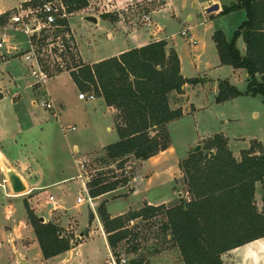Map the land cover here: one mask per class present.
Masks as SVG:
<instances>
[{
	"label": "rangeland",
	"instance_id": "374dc122",
	"mask_svg": "<svg viewBox=\"0 0 264 264\" xmlns=\"http://www.w3.org/2000/svg\"><path fill=\"white\" fill-rule=\"evenodd\" d=\"M20 1L0 0V10L12 8ZM218 1L224 7L235 2V0ZM55 3L59 5L58 2ZM100 12L103 13L96 7L95 10L87 13H94L99 16ZM142 15L149 16V27L142 24ZM81 16H71L70 21L74 27L69 26L67 30L71 36L75 33L80 41L84 39L85 32L84 35L80 34V28L74 20H79L82 18ZM107 17L108 21L112 23L120 22L121 26L135 28L134 32L138 34L158 31L159 35L169 43V47H167V43L164 41L167 51L174 50L178 55L181 75L187 79L203 80L196 85L187 84L182 95L174 93L170 95L171 107L181 108L183 111V116L180 119L171 121L166 126L170 136V146H173L174 151L165 150L156 158L145 161L141 173L143 177L140 181H135L136 165L134 161L129 160L125 164L123 173L129 178L130 184L95 199L92 207L89 202L90 197L84 190L82 182L77 178L74 160H85V167L81 169V173L83 176L88 175L90 180L94 179L100 172H105L107 168L101 160L103 158L102 149L118 140L115 127L110 114H100L99 110H95L96 107L91 105V103H95L94 101L88 98L85 102L78 101V95L82 91L76 88L69 75L63 74L59 78L49 81L45 86L50 91L51 99L55 100L51 103L52 107L45 110L50 116L47 125L48 130L45 132L47 138L45 135L42 138H35L34 129L28 126L29 120L25 118L26 111L29 110L28 101H26L25 106L16 108L20 111L17 118L21 117L22 124L18 123L21 130H16L15 123H13V127L19 133V141L37 140L42 143L40 150L32 149V146H29L28 158L30 162L34 158L39 165L41 163L44 181L47 180L54 184L60 181L57 179L61 177L68 180L54 184L46 194L40 195L41 191L37 190L33 195L26 198L24 195L21 196L22 194L15 197L7 196L8 187L5 186L4 189L0 187V264L18 263L13 245L18 247L29 264H110L112 260H115L109 254L96 213L101 204H104L106 212L111 216L124 210L126 212L138 210L147 202L156 203L162 199H172L177 193L183 195L187 191V186L180 170V163L187 159L192 152L189 150V154L182 157L185 145H194L191 147L193 149L196 145L195 140L210 136L198 144L201 146L199 151H209L212 152L209 153L212 155L215 152L212 143L216 133L222 132L228 137L229 149L235 154L248 149L251 142L256 140L262 144L264 155V104L262 98L245 95L248 83L246 71L222 65L212 40L213 34L220 31L226 40L230 41L233 33L246 19L244 10L206 14L202 8V0H144L110 13ZM11 25H9L11 29L9 32L2 31L13 33L14 37L22 42V48H24L26 38L23 37L22 33H16ZM181 32H186L187 37L181 36ZM50 33V29H44L42 36H47ZM50 38L51 36L46 42L47 46L43 45V50L39 54L40 67L47 79L61 72H69L83 64L78 52L62 55L55 51ZM0 39L2 40V38ZM192 41L195 43L192 44ZM84 43L88 46L89 39L88 44L87 41ZM236 47L240 52H243L242 38L237 39ZM22 50L18 51L21 52ZM86 51L87 53H84L82 59L87 62L99 57L98 54H95L94 47ZM25 66L22 57L20 55L15 56L10 62H7L2 72L26 73L20 79L21 84H23L29 79V73ZM219 81H227L242 95L222 104L216 103L211 97L214 94L217 95L218 88L216 86L218 87ZM43 88L39 86V89ZM41 92L40 90L35 95H43ZM21 94L28 99L31 92L23 91ZM42 100L48 101L49 98L43 96ZM58 101L62 103V108L57 103ZM107 127H110L109 131ZM72 128H74L73 131ZM28 129L29 132H27ZM73 146H77L76 152L72 150ZM252 146L258 147V144L254 142ZM14 156L21 158V154H14ZM36 160L31 164L33 168L37 164ZM20 168L27 170L23 166ZM120 174V171L115 173L118 178ZM263 193V188H261L260 194ZM48 194L56 199L57 204L66 211V216L69 219L66 220L64 215H59L58 212V216L56 214V218H54L57 221L56 224L66 233L72 234L77 240H79L78 233L86 234L88 232V234L83 242L70 251L51 259H44L33 229L28 222L24 202L27 204L29 202L30 208L31 206L35 207L39 217L52 220L53 206L47 203L49 202L47 200ZM80 197L82 202L78 203L77 199ZM90 214L94 215L95 218L90 219ZM163 218V215H158L147 221L136 220L132 222L129 226L137 234L136 242L139 246V252L134 255L127 254L125 253L127 247L121 245L119 249L121 251L120 259H124L126 262H129V258L132 256L146 259L152 251L157 252L168 247L169 242L161 232ZM21 241L27 242L25 249L20 245ZM150 264L156 263L151 262Z\"/></svg>",
	"mask_w": 264,
	"mask_h": 264
},
{
	"label": "trees",
	"instance_id": "16d2710c",
	"mask_svg": "<svg viewBox=\"0 0 264 264\" xmlns=\"http://www.w3.org/2000/svg\"><path fill=\"white\" fill-rule=\"evenodd\" d=\"M52 0H33L36 6ZM31 2L26 5L32 4ZM66 14L85 9L87 0H60ZM244 10L246 19L227 41L218 31L212 36L222 65L246 71L248 83L245 95L261 97L264 104V0H235L222 8V13ZM10 12L0 15V25L10 20ZM102 20L108 19L106 14ZM57 25L69 29L67 18ZM242 38L245 52L241 54L236 41ZM77 88L86 94L93 91L115 110L114 127L118 140L102 150L105 172L86 184L90 198H97L129 183L123 171L132 160L146 161L170 147L167 124L183 116L181 108H171L170 95L183 94L186 84L203 80L186 79L180 72V60L174 50L166 49L164 41L134 48L92 65L80 64L69 71ZM216 103L234 99L242 93L227 81L218 82ZM2 97L0 96V99ZM212 146L215 152H191L180 163L189 200L178 204L145 205L135 211L111 217L101 204L96 213L116 264H120V246L125 253L136 254L137 234L130 228L136 220L147 221L163 215L162 235L179 251L183 264H223L228 251L264 238V198L258 210L255 185L264 180V156L254 155L252 145L240 152L237 160L227 147L226 139L216 134ZM120 171L121 174L115 175ZM27 219L33 229L42 257L50 259L68 252L80 244L72 234L58 224L40 222L39 217L24 202ZM93 215L90 214V219ZM169 238V239H168ZM155 250L152 254H155ZM135 258L126 264H144Z\"/></svg>",
	"mask_w": 264,
	"mask_h": 264
},
{
	"label": "crops",
	"instance_id": "0c3cea01",
	"mask_svg": "<svg viewBox=\"0 0 264 264\" xmlns=\"http://www.w3.org/2000/svg\"><path fill=\"white\" fill-rule=\"evenodd\" d=\"M31 1H33V0H21L18 4H16V6H14L12 8L0 10V15L5 14L6 12H10L11 16H13L17 13L18 14H24L25 12H27V9L29 10V9L37 8L38 6L35 7L34 3ZM57 1H58L59 5L62 4L60 2V0H57ZM142 1H144V0H87L88 5L85 9L67 15V21H68V24L70 27H74V24H73V26L71 24L70 17L73 15H82L81 16L82 18H80L79 20H74V22L76 25L79 26V28H80L79 30H80L81 35H84V32H85V37L83 40L80 41L77 39L75 33H73V35H74V37H76L75 40H76V44H77L78 54L80 55V58H81L82 63L84 65L85 64L86 65H92V64L97 63L99 61H102L104 59H107V58H110L113 56H117V55H119L123 52H126L128 50H131L134 48H140V47L146 46L152 42H157V41H161V40L165 41L167 43V47H169V43L159 35L158 31H154V33L149 32V34H145L143 32L138 34V33L134 32L135 28H132V27L127 28L124 25L121 26L120 22H113L112 23L111 21H108V19H106V20L100 19L101 14L102 15L103 14L110 15V13H113V12L120 10V9H123L125 7H129V6L138 4ZM29 2H31L32 4L26 5ZM212 4H218L219 5V10L216 12L222 11V8L224 7V6H222V3L219 2L218 0H202L203 10L205 11V9L208 8ZM96 7H98L99 10H102L103 13L100 12L99 16L94 14V13H87L89 11L95 10ZM86 16H95L97 18V24H91L90 22H87L84 19ZM9 22H10V20H8V22L5 25H0V38H2V40H3V47L0 49V69H1V71H0V94L2 97L0 99V183H2V180H7V174L6 173L9 170H13L14 172H16L19 175V177L21 178L22 182L24 183V185L26 187V193L21 195V196L24 195V197L26 198L27 196L30 197L31 195H33L35 193V191H37V190L41 191L40 195H43L44 193L46 194L48 189L52 188V186L54 184L66 182L68 179L67 178L62 179V177H61V178L57 179L60 181H57L54 184H51L47 180L46 181L43 180L44 175L42 172L43 169H42L41 163L39 165L37 160L34 158L31 160L32 162H30V160L28 158V154L30 153V147L29 146L31 145L32 149L35 148L36 150H40L42 148V143H40L37 140L28 141V142H25L24 140L22 142L19 141L20 136L16 130H18V129L21 130V126L18 125V123H21V117L17 118V114L20 111L16 110V108H19V106H22V105L25 106L26 101H28L29 102V107H28L29 110L26 111L27 115L25 116V118H27L29 120V123H27L28 126H30L34 129L33 133L36 135L35 138H38V137L42 138L44 135L47 138V135L45 132L48 130L47 125H48V121L50 120V116H49V114H47L45 112L46 108L42 105V103L43 102L52 103L53 100H55V99H51L50 91L45 85L49 81L57 79L63 74L69 75V72H67V71L61 72V73H58L57 75H55L54 77L47 79L46 84L42 86V88L43 87L44 88L39 89V85H35V81L31 77V74H30L31 66L25 60V57H24V55L30 50V47H31L29 39L21 31L14 30V28H12L16 33H22L24 35V36L23 35L22 36L24 38H26V46H24V48H22L23 47L22 42L17 40L14 37L13 33L11 34V33L3 32L2 30H6L8 32L11 30L9 28V25H11L12 23L11 22L9 23ZM149 26H150V24L147 27H149ZM11 27H13V25H11ZM72 29H74V28H72ZM97 34H100V35L98 36ZM95 35H96V37H95ZM88 39H89L90 43L88 46H86V43H84V42L87 41V44H88ZM127 40H129V41H127ZM92 47H94L95 54H98L99 57H97L96 59H94L92 61L87 62L84 59H82V56H84V53L85 54L87 53L86 50H89ZM20 49H23L21 51L22 53L20 51H18ZM83 50H84V52H83ZM244 52H245V45H244L243 52H240V53L244 54ZM19 55L22 57L23 61L25 62V64H26L25 67L27 68V71L29 73L28 74L29 75L28 81L23 83V84H21L20 79L23 78L24 75H26V73L17 74L16 72H7V71L2 72V69L7 64V62H10V60H12L15 56H19ZM180 71H181V69H180ZM69 77H70V75H69ZM186 86H187V84L184 86L183 89L186 90V88H185ZM76 88H77V86H76ZM216 88H217V86H216ZM40 90L42 91L41 94H43V95H40V96L35 95ZM23 91H27V92L30 91L31 92L30 97H28V99L25 98L21 94ZM86 94H92L94 96V98L90 99V100L94 101L95 103H91V105L96 107L95 110H99L100 114H104V113L110 114L113 125H114V113H115L114 108L106 106L103 98L98 96L97 94H95L93 91H88ZM41 96L42 97L45 96V97L49 98V100L44 101V100H42ZM216 96L217 95L214 94L211 97V98H213L212 100L215 101ZM78 101L79 102H85L86 99H83V100L78 99ZM57 103L59 104V106L61 108L63 107V105L60 101H58ZM220 104H222V103H220ZM170 106H171V102H170ZM194 110H196V108H194ZM13 123L16 124V130L13 127ZM30 127H29V129H30ZM29 129L27 130V132H29ZM107 130L109 131L110 127H107ZM22 132L25 133V131H23V130H22ZM216 134H220L226 139L227 147L229 149L228 137H226L222 132L216 133ZM208 137H210V136H207L206 138H202L201 140L200 139L195 140L194 143L196 145H199L198 143L200 141L205 140ZM254 142H256L258 144V147H255V149H254V152H255L254 155H257V156L263 155L262 144L256 140H254L253 142H251V145ZM27 143H29V144L27 145ZM192 146H194V145H192ZM192 146H190V144L185 145L184 154H182L181 156L182 157L187 156L190 152L189 150H192V148H191ZM250 146H249V148H250ZM103 149H104V147H103ZM248 149H245V150H248ZM72 150L74 152H76L78 150L77 146H73ZM166 151H174L173 146H170ZM229 151L231 152L230 149H229ZM241 151H243V150H241ZM241 151H239L238 154H235L233 152H231V153H232L233 157L238 160L240 158V152ZM164 152L165 151L160 152L158 155H156L155 157H152V158H156L157 156L161 155ZM14 154H21V158L15 157ZM35 160H36L37 164L35 165V168H33L31 164ZM74 162H75V167L77 169V174H78L77 178L82 182L83 188L87 193V190H86L87 182H85V179L83 178V175H82L81 170L79 168V165H80V163H82V161H75L74 160ZM144 162L145 161H142V162H138L136 164L135 181L142 180L143 175L141 173H142V166H143ZM20 166H23V168H26L28 171L22 170V168H20ZM79 176H80V178H79ZM6 183H5V186L8 187L7 196H12V197L14 196L15 197L16 195L12 194V191L10 189L9 184H6ZM128 184H130V182ZM261 188H263V191H264V180L262 182L256 183V185H255V202H256V206H257L258 210H261L262 200L264 198V193L260 194ZM118 189H120V188H118ZM118 189H116V190H118ZM112 192H114V191H112ZM184 194H185V196H184ZM184 194L182 195L180 193H177V194H175V197L172 199L171 198L170 199H162V200L157 201L156 203L147 202L146 204L152 205V206H159V205L164 204L167 207L168 206L171 207V206L178 204V201L180 198L188 201L189 196H188L187 191ZM104 195H106V194H104ZM50 197L53 198L52 201H50V199H49ZM99 197H101V196H99ZM99 197H97V198H99ZM97 198H89V202L91 203L92 207H93V201ZM47 200H49V202H47V203H49L51 206H53V211L51 213L52 220L47 219L45 217H42L44 219V223L52 222V223L56 224L57 221H55L54 218H56L55 216L58 212H59V215L60 214L62 216L64 215L65 219L69 220L66 216L67 215L66 211L63 210L57 204L56 199L52 195L48 194ZM175 201H176V203H175ZM171 204H174V205H171ZM28 205H30L29 202H28ZM38 205L41 206V204H38ZM31 209L39 217V214H37V212H36V208L31 206ZM125 213H127L126 210L121 211L119 213H116L115 215H111V217H117V216L123 215ZM57 216H58V214H57ZM97 217H98V215H97ZM94 218L95 217L93 215L92 219H94ZM99 223H100V220H99ZM100 226L102 229L101 223H100ZM102 232L104 234L103 229H102ZM87 234H88V232L86 234L78 233V235H79L78 239L80 240V243L85 240V238L87 237ZM104 237H105V241H106V235L105 234H104ZM20 245L23 246V249H25V247H27V242L21 241ZM106 245H107V248L109 250V254L113 258L112 254L110 252V249L108 247L107 241H106ZM12 247L14 248V253H15L16 259L18 260L17 264H19L20 259H23L26 262L25 264H29V261L27 260V258L25 256H23L20 253V251L18 250V247L16 245H13ZM132 259H135V256H132L131 258H129V261ZM222 261H223V264H264V238L252 241L246 245H243L241 247H238L236 249H233L231 251L226 252L225 254L222 255ZM113 262H115V261L112 260L110 262V264H114ZM151 262H154L156 264H183V261L181 259V256L179 254L178 249L176 247H174L171 242L168 244V247H166L165 249L159 250L155 254L148 255L144 264H150Z\"/></svg>",
	"mask_w": 264,
	"mask_h": 264
},
{
	"label": "built area",
	"instance_id": "2783aa9c",
	"mask_svg": "<svg viewBox=\"0 0 264 264\" xmlns=\"http://www.w3.org/2000/svg\"><path fill=\"white\" fill-rule=\"evenodd\" d=\"M55 2L58 1H47L37 8L29 10L27 9V12H25L24 14L17 13L10 18L14 30L21 31L29 39L31 47L30 50L24 55V57L31 66L30 74L35 81V85L39 86H43L47 82V78L45 77L40 67L39 54L40 51L43 50V45L47 46L46 42L49 40L50 36V39L52 40L51 42L54 46L53 49L59 54L66 55L70 52H73L74 54L75 52H78L76 41L73 40V35L71 36L70 32L65 30L64 27L57 25V20L67 18V14L64 6L62 4L57 5ZM141 22L143 25L148 26L150 24L149 16L142 15ZM44 29H50L51 33L47 36H42V32ZM181 36L187 37V33L181 32ZM191 43L194 44L195 42L192 41ZM2 47L3 40H0V49ZM86 98L93 99L94 96L92 94L86 95L83 93H80L78 95V99L80 100ZM42 105L46 109H50L52 107L50 102H43ZM71 130L73 131L74 128H72ZM84 163H86L85 160L80 163V170L84 169ZM83 178L85 179V182H88L90 180V177L88 175L83 176ZM6 181L7 180H2V183H0L1 188H5ZM49 199L50 201L53 200L52 197H50ZM81 201V197L77 199L78 203H80ZM113 263L116 264L115 262ZM120 264H126V261L124 259H121Z\"/></svg>",
	"mask_w": 264,
	"mask_h": 264
},
{
	"label": "water",
	"instance_id": "95a60500",
	"mask_svg": "<svg viewBox=\"0 0 264 264\" xmlns=\"http://www.w3.org/2000/svg\"><path fill=\"white\" fill-rule=\"evenodd\" d=\"M218 10H219V5L218 4H212L208 8L205 9V13L210 14V13L216 12ZM84 19L87 22H90L91 24H97V18L95 16H86ZM200 147H201L200 145H196L192 149V151L194 153L198 152ZM209 153L211 154L212 152H209ZM6 174H7V181L9 183L12 194L20 195V194L26 193V187L16 172H14L13 170H9ZM39 221L44 222V219L42 217H39ZM24 263H26V262L23 259L19 260V264H24Z\"/></svg>",
	"mask_w": 264,
	"mask_h": 264
},
{
	"label": "bare ground",
	"instance_id": "6f19581e",
	"mask_svg": "<svg viewBox=\"0 0 264 264\" xmlns=\"http://www.w3.org/2000/svg\"><path fill=\"white\" fill-rule=\"evenodd\" d=\"M7 182V181H6ZM6 184H9L8 182ZM14 195V194H13ZM16 196H19V195H16Z\"/></svg>",
	"mask_w": 264,
	"mask_h": 264
}]
</instances>
